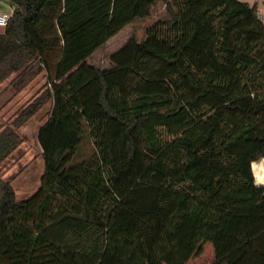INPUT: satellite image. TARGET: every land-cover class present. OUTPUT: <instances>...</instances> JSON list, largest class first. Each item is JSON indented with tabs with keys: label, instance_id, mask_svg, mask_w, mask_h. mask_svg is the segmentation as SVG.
<instances>
[{
	"label": "trees",
	"instance_id": "1",
	"mask_svg": "<svg viewBox=\"0 0 264 264\" xmlns=\"http://www.w3.org/2000/svg\"><path fill=\"white\" fill-rule=\"evenodd\" d=\"M9 1L0 84L48 83L0 129V166L22 141L16 128L53 105L36 192L18 199L0 173V264H187L207 242L209 264H264L259 5L163 0L171 18L101 66L88 58L159 0ZM86 135L91 162L78 158Z\"/></svg>",
	"mask_w": 264,
	"mask_h": 264
},
{
	"label": "rangeland",
	"instance_id": "2",
	"mask_svg": "<svg viewBox=\"0 0 264 264\" xmlns=\"http://www.w3.org/2000/svg\"><path fill=\"white\" fill-rule=\"evenodd\" d=\"M5 2L7 1L0 0V10H7L12 14L16 5L12 6L11 9ZM260 9L262 10V8ZM171 16L172 13L167 3L163 0L157 1L148 16L137 17L124 26L116 35L108 39L102 47L97 49L90 56L89 61L97 65L109 66L110 55L123 46L130 37L135 36L139 40L145 39L149 26L160 19H169ZM11 78L0 86V129L18 121L19 115L41 95L48 83L46 75L40 74L26 88L18 91L11 86L12 84L9 82ZM52 105V101L48 100L42 108L36 110L22 125L16 128L22 141L0 166V173L12 181L20 200L31 196L41 184L44 160L38 134L39 128L46 122L51 113ZM82 147L78 158H88V161H94L97 152L89 136L84 137ZM72 204L66 205L70 211L74 209ZM214 257V245L212 242H207L204 245L203 252L193 256L187 264H209Z\"/></svg>",
	"mask_w": 264,
	"mask_h": 264
},
{
	"label": "crops",
	"instance_id": "3",
	"mask_svg": "<svg viewBox=\"0 0 264 264\" xmlns=\"http://www.w3.org/2000/svg\"><path fill=\"white\" fill-rule=\"evenodd\" d=\"M6 1H7V2H5L6 5H8L12 9L13 8L12 6H14L15 4L9 2L8 0H6ZM242 1H248L251 4L257 3L260 8H262V6L264 5V0H242ZM153 6L151 7V10L153 9ZM174 9L176 10V7L175 6H174ZM4 11H7V10H0V12H4ZM89 58H88V60H89ZM6 82L7 81H4L2 84H0V86L1 85H4ZM9 82L11 83V79H10ZM252 167H253V171H254V174H255L256 183L257 184H264V157H262V158H260L258 160L253 161Z\"/></svg>",
	"mask_w": 264,
	"mask_h": 264
},
{
	"label": "built area",
	"instance_id": "4",
	"mask_svg": "<svg viewBox=\"0 0 264 264\" xmlns=\"http://www.w3.org/2000/svg\"><path fill=\"white\" fill-rule=\"evenodd\" d=\"M10 16V12H0V21H3V23H0V25H3L5 27L9 21ZM260 17L264 20V5L262 6V10L260 9Z\"/></svg>",
	"mask_w": 264,
	"mask_h": 264
},
{
	"label": "water",
	"instance_id": "5",
	"mask_svg": "<svg viewBox=\"0 0 264 264\" xmlns=\"http://www.w3.org/2000/svg\"><path fill=\"white\" fill-rule=\"evenodd\" d=\"M4 26L3 25H0V31H3L4 30Z\"/></svg>",
	"mask_w": 264,
	"mask_h": 264
},
{
	"label": "clouds",
	"instance_id": "6",
	"mask_svg": "<svg viewBox=\"0 0 264 264\" xmlns=\"http://www.w3.org/2000/svg\"><path fill=\"white\" fill-rule=\"evenodd\" d=\"M0 23H3V21H0Z\"/></svg>",
	"mask_w": 264,
	"mask_h": 264
}]
</instances>
